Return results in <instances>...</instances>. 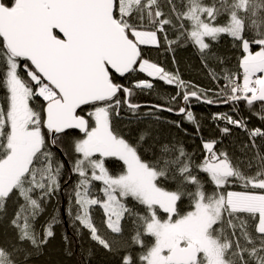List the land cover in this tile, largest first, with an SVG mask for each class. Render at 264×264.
Returning <instances> with one entry per match:
<instances>
[{
  "label": "snow or ice",
  "instance_id": "obj_1",
  "mask_svg": "<svg viewBox=\"0 0 264 264\" xmlns=\"http://www.w3.org/2000/svg\"><path fill=\"white\" fill-rule=\"evenodd\" d=\"M189 46L211 87L150 56L175 64ZM156 80L175 94L134 102ZM194 101L228 106L210 114L219 138H204ZM164 112L194 127L200 152L164 135V123L188 135ZM233 128L240 156L223 147ZM61 207L109 264H264V0H0V264H35Z\"/></svg>",
  "mask_w": 264,
  "mask_h": 264
},
{
  "label": "trees",
  "instance_id": "obj_2",
  "mask_svg": "<svg viewBox=\"0 0 264 264\" xmlns=\"http://www.w3.org/2000/svg\"><path fill=\"white\" fill-rule=\"evenodd\" d=\"M215 50L223 56H226L231 64L235 65L234 59V49L232 47L231 41L222 37L219 44L214 45ZM172 53L165 52L162 49L160 51H156L153 49L150 53L151 59L154 62L159 63L166 70L174 71L178 66L179 72L183 79L186 81H191L193 84L198 85L200 87H211V81L208 78L207 72L202 67L201 59L198 52L191 46L187 48H177L175 51V60L176 63H173ZM139 78H146V74H140ZM151 79V78H148ZM156 87L155 90L148 94H140L136 97H133L134 102H138L141 104H155L162 103L164 99L169 96L175 94L176 89L173 86L166 85L162 81H154ZM192 110L197 114L198 117L202 118V135L205 139L210 138H219L220 131L216 126V122L211 119L210 114L215 112H224L228 111L227 105L222 106H209L202 103L193 102ZM142 112L149 111L148 107H144L141 109ZM248 115L247 113H244ZM123 115V113H122ZM161 115L168 120H176L183 121L181 116H176L171 113H161ZM145 123H151L150 117H145ZM124 123H127V117L125 118ZM183 128L187 129L188 135H185L184 131L178 129L174 126L168 125L164 123L160 125L161 130L164 132V135L170 139H178L183 141L186 147L189 150H196L200 152L201 149L199 145L201 141L199 138H195V129L194 127L186 122H182ZM223 122L220 123V127H223ZM250 127L252 126H260V121L256 118H251ZM133 127H136L133 125ZM143 127V125H140ZM247 141L246 134L237 128H233L230 135L223 138V147H225L230 154L235 153L236 156H240V146L242 143ZM221 145H218L220 147ZM61 204L66 203L63 196H61ZM55 202H53L54 204ZM52 207L48 208V213H51ZM61 211V219L64 221L63 217V207L60 209ZM66 217L63 223H58L55 225L56 236L50 241V244L44 251V254L41 255L36 261L35 264H77V262L81 259V250L83 249V255L87 256V249L92 248L93 255L89 258V264H109V258L104 254L101 249L95 248L87 238V236H76L74 230L69 226V217ZM47 218V213L45 216H42L38 221V227L40 223H43L44 219ZM94 219L97 223H100L103 219L102 210L97 209L94 212ZM67 233L70 239V245L66 246L63 240L64 233ZM10 229H6L4 225H0V238L4 236H10ZM70 247L74 252V255L69 257L65 253V248Z\"/></svg>",
  "mask_w": 264,
  "mask_h": 264
},
{
  "label": "water",
  "instance_id": "obj_3",
  "mask_svg": "<svg viewBox=\"0 0 264 264\" xmlns=\"http://www.w3.org/2000/svg\"><path fill=\"white\" fill-rule=\"evenodd\" d=\"M176 116H178V115H176ZM63 217H64V221H65V224H66V217H65V215H63ZM66 226H67V224H66Z\"/></svg>",
  "mask_w": 264,
  "mask_h": 264
},
{
  "label": "rangeland",
  "instance_id": "obj_4",
  "mask_svg": "<svg viewBox=\"0 0 264 264\" xmlns=\"http://www.w3.org/2000/svg\"><path fill=\"white\" fill-rule=\"evenodd\" d=\"M152 79V78H151Z\"/></svg>",
  "mask_w": 264,
  "mask_h": 264
}]
</instances>
